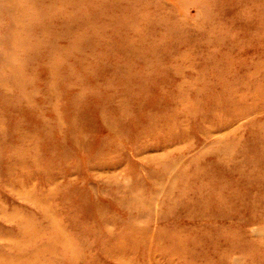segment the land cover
Returning <instances> with one entry per match:
<instances>
[{"label":"rangeland","instance_id":"1","mask_svg":"<svg viewBox=\"0 0 264 264\" xmlns=\"http://www.w3.org/2000/svg\"><path fill=\"white\" fill-rule=\"evenodd\" d=\"M0 264H264V0H0Z\"/></svg>","mask_w":264,"mask_h":264},{"label":"bare ground","instance_id":"2","mask_svg":"<svg viewBox=\"0 0 264 264\" xmlns=\"http://www.w3.org/2000/svg\"><path fill=\"white\" fill-rule=\"evenodd\" d=\"M222 200V199H219V201Z\"/></svg>","mask_w":264,"mask_h":264}]
</instances>
